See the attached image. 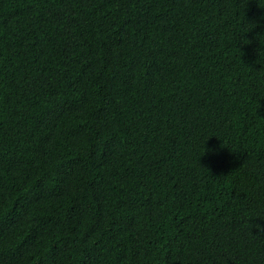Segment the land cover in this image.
I'll return each mask as SVG.
<instances>
[{
	"label": "trees",
	"instance_id": "trees-1",
	"mask_svg": "<svg viewBox=\"0 0 264 264\" xmlns=\"http://www.w3.org/2000/svg\"><path fill=\"white\" fill-rule=\"evenodd\" d=\"M257 224L264 0H0V264H264Z\"/></svg>",
	"mask_w": 264,
	"mask_h": 264
},
{
	"label": "clouds",
	"instance_id": "clouds-1",
	"mask_svg": "<svg viewBox=\"0 0 264 264\" xmlns=\"http://www.w3.org/2000/svg\"><path fill=\"white\" fill-rule=\"evenodd\" d=\"M246 2H247V0H246ZM209 151H212V150L209 149ZM252 227H253V225H252ZM254 227L257 229L258 232H264V226L257 224V225H254Z\"/></svg>",
	"mask_w": 264,
	"mask_h": 264
}]
</instances>
